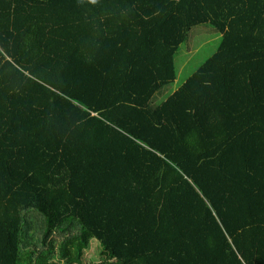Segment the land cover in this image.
I'll return each mask as SVG.
<instances>
[{"label": "trees", "instance_id": "16d2710c", "mask_svg": "<svg viewBox=\"0 0 264 264\" xmlns=\"http://www.w3.org/2000/svg\"><path fill=\"white\" fill-rule=\"evenodd\" d=\"M94 241L88 264H264V0H0V264Z\"/></svg>", "mask_w": 264, "mask_h": 264}, {"label": "rangeland", "instance_id": "374dc122", "mask_svg": "<svg viewBox=\"0 0 264 264\" xmlns=\"http://www.w3.org/2000/svg\"><path fill=\"white\" fill-rule=\"evenodd\" d=\"M220 37V32L208 24L193 27L189 40L183 42L175 53V63L180 73H178V77L173 84V89L180 87L186 78L217 49ZM92 243V247L86 254L85 263L87 264L90 260L96 259L100 251L97 242Z\"/></svg>", "mask_w": 264, "mask_h": 264}]
</instances>
